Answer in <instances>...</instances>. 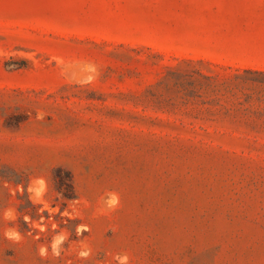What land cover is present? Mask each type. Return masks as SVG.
<instances>
[{
  "label": "rangeland",
  "instance_id": "374dc122",
  "mask_svg": "<svg viewBox=\"0 0 264 264\" xmlns=\"http://www.w3.org/2000/svg\"><path fill=\"white\" fill-rule=\"evenodd\" d=\"M259 71L264 0H0V264H264Z\"/></svg>",
  "mask_w": 264,
  "mask_h": 264
},
{
  "label": "clouds",
  "instance_id": "9594fccd",
  "mask_svg": "<svg viewBox=\"0 0 264 264\" xmlns=\"http://www.w3.org/2000/svg\"><path fill=\"white\" fill-rule=\"evenodd\" d=\"M29 190L31 191V189H29ZM113 199H116V197H113ZM24 219H25L26 222H28L29 217H25ZM83 230H85V226L84 225L79 226L78 230H77L78 234L80 232H82ZM5 236H6V238L11 239V240H15L17 242L21 239L20 233L17 232V231H6L5 232ZM39 254L41 256L44 255V249L42 247L40 248ZM81 256H87V253H81ZM118 259H120V264H127V261H128V257L127 256L118 257Z\"/></svg>",
  "mask_w": 264,
  "mask_h": 264
},
{
  "label": "trees",
  "instance_id": "16d2710c",
  "mask_svg": "<svg viewBox=\"0 0 264 264\" xmlns=\"http://www.w3.org/2000/svg\"><path fill=\"white\" fill-rule=\"evenodd\" d=\"M259 73H260V74H264V72H263V71H259ZM60 189H61V188L59 187V190H60Z\"/></svg>",
  "mask_w": 264,
  "mask_h": 264
}]
</instances>
